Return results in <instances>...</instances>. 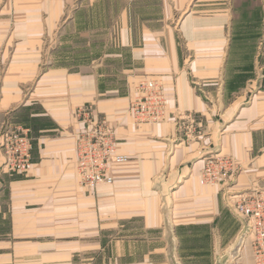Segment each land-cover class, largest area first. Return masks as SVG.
Wrapping results in <instances>:
<instances>
[{"label": "crops", "instance_id": "crops-1", "mask_svg": "<svg viewBox=\"0 0 264 264\" xmlns=\"http://www.w3.org/2000/svg\"><path fill=\"white\" fill-rule=\"evenodd\" d=\"M15 1L0 0V264H180L182 229L236 215L239 195L264 194V0L94 7L118 24L103 49L78 45L75 55L65 46L86 36L78 16L98 0ZM146 81L162 90L157 118L141 99ZM84 108L114 127L129 158L93 192L77 170ZM13 128L31 131L26 174L5 168ZM218 154L235 175L201 185ZM214 239L221 263L253 264L251 239L236 250Z\"/></svg>", "mask_w": 264, "mask_h": 264}, {"label": "built area", "instance_id": "built-area-1", "mask_svg": "<svg viewBox=\"0 0 264 264\" xmlns=\"http://www.w3.org/2000/svg\"><path fill=\"white\" fill-rule=\"evenodd\" d=\"M140 88L143 93L141 99L149 106L151 116L157 118L162 115L165 102L158 84L146 81ZM77 113L85 124L75 147L79 180L86 190L93 192L100 186L113 185V168L127 163L129 158L119 152L116 130L105 118L94 119L92 111L86 108L79 109ZM3 152L5 168L9 173L26 174L33 158L31 131L24 128L8 129L4 134ZM235 173L233 160L218 154L206 162L199 182L201 185H215L229 180ZM234 209L243 221L245 238L251 239L254 264H264V194L239 195Z\"/></svg>", "mask_w": 264, "mask_h": 264}, {"label": "rangeland", "instance_id": "rangeland-1", "mask_svg": "<svg viewBox=\"0 0 264 264\" xmlns=\"http://www.w3.org/2000/svg\"><path fill=\"white\" fill-rule=\"evenodd\" d=\"M81 0H77L74 3V7L76 6V3H80ZM112 1V0H111ZM110 0H98L94 1L92 3L88 2L83 5L84 14H81L78 16L79 20L77 22L83 23L86 28L85 37L77 42L75 38L73 40L70 39L72 43L68 45V47L65 46V53H70L75 55L76 53V46H82L87 49H85V52L88 50L91 51L92 44L98 43L96 46H100L102 49L104 46L108 44V42L111 40L112 36H110V30L113 26L118 24L116 21H118L119 16L116 15L113 16H93L88 10H93L94 7L100 8L103 12L104 8H109V6L115 7L116 4L119 6L120 4H123V0H113L111 2ZM28 3L27 0H16L14 2V7H20L21 9L28 8L29 6L26 5ZM71 4V2H70ZM74 7L69 8V15L71 17L72 15V9ZM116 11V9H114ZM83 12V11H82ZM109 10L107 11V13ZM109 14V13H108ZM66 20V17L63 18ZM70 19V18H69ZM23 22V19H18V22ZM77 34H75L76 36ZM56 34L54 35V37ZM71 37V36H70ZM78 114V113H77ZM83 119V118H82ZM84 121V120H83ZM243 227V221L237 217L236 215H233L232 213H225L222 216L218 217V223L217 221L213 222L211 225H202V226H195L191 228L182 229L180 232V235L184 236L182 237L180 243H181V256H180V264H224V262H220V259L217 260L216 258V252L214 251V248L217 245V240L214 239V236H218V242L220 243V238H222V242L224 244H229L233 249H237L239 244L244 243L245 237V231L242 229ZM241 229V232L243 235L238 236L237 233ZM220 237V238H219ZM220 239V240H219ZM247 240V239H246ZM235 254V253H234ZM231 262L228 264H237V258L234 255L230 256ZM88 258H86L87 261ZM174 264L176 263L178 257L175 256L174 258ZM253 259V258H252ZM169 264H172V258H169ZM254 264V261H253Z\"/></svg>", "mask_w": 264, "mask_h": 264}]
</instances>
